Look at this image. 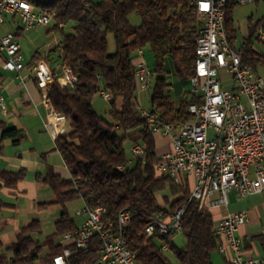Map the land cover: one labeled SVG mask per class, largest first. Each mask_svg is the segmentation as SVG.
<instances>
[{
    "label": "trees",
    "instance_id": "obj_1",
    "mask_svg": "<svg viewBox=\"0 0 264 264\" xmlns=\"http://www.w3.org/2000/svg\"><path fill=\"white\" fill-rule=\"evenodd\" d=\"M24 1L33 7L54 11L53 28L62 32L60 63L76 76L72 85H61L53 71L54 80L47 86V99L52 108L70 120L69 130L55 138L70 178H61L52 171L43 178L56 202L63 207L55 232L40 244L33 237V233L40 230L36 222L22 228L10 246L4 248L0 241V264L34 262L41 258L43 246L48 248L44 256L48 259L60 253L62 246L55 243V238L76 228L65 205L78 198L89 207H103V216L110 219L121 209L130 210L124 235L128 247L136 252L139 264H172L161 250L162 243L174 250L179 264H213L211 254L219 244L213 234L214 222L193 200L187 203L180 219L181 232L186 236L182 248H175L176 232H156L149 237L144 234L150 217L158 213L167 216L187 202L190 186L176 184L156 169L159 157L155 134L135 109L138 102L134 77L137 51L148 47L154 57L150 72L155 75V82L151 86L148 109L157 111L165 122L188 119L187 106L195 100L189 82L197 58L198 28L196 11L190 0ZM237 3V0L226 2L225 30L230 45L255 70L256 65H264V53L252 48L251 37L257 26L264 27V15L237 49L231 18ZM133 12L139 16L138 24L129 19ZM68 23L72 24L71 30L64 32L60 24ZM108 35L113 37L114 51L109 50ZM36 59L38 57L32 61ZM172 90L177 92L176 97ZM101 91L110 95L107 100L110 120L98 115L93 108V97ZM2 138H11L13 144H18L20 133L14 127L5 128ZM125 143L142 144L145 148L144 156L136 159L131 167L126 164ZM119 165L123 168L119 169ZM24 175L23 169L0 172L8 187H15ZM164 190L172 197L167 207L157 198ZM98 248V239H92L87 251L69 258L70 264L93 261Z\"/></svg>",
    "mask_w": 264,
    "mask_h": 264
},
{
    "label": "built area",
    "instance_id": "obj_2",
    "mask_svg": "<svg viewBox=\"0 0 264 264\" xmlns=\"http://www.w3.org/2000/svg\"><path fill=\"white\" fill-rule=\"evenodd\" d=\"M264 0H237L238 3ZM227 0H197L196 17L198 71L193 80L195 100L187 108L186 122H165L157 111L144 108L139 102L135 109L144 118L153 133L171 138L168 150L158 154L156 169L176 184L190 186L187 202L167 216L160 213L149 218L144 234L149 237L158 230L181 232V216L187 203L195 201L199 209L211 214L213 209L229 205V193L241 198L248 194L264 195V77L258 75L233 48L225 30ZM6 16L17 17L22 28L29 30L48 25L54 11L42 10L23 0H0V26ZM258 39L264 40V27L257 28ZM0 52L4 54L2 66L19 73L26 65L21 44L13 31L0 29ZM142 49L137 51L141 56ZM64 82L72 85L76 76L61 65ZM37 85L47 99V86L54 80L53 71L44 59L30 65ZM151 72L146 63L138 59L134 67L136 88L150 90ZM101 95L108 100L110 95ZM48 101V99H47ZM0 109H6V100L0 92ZM45 128L56 138L67 131L66 117L52 106L46 114ZM134 160L144 156V145L131 144ZM119 169L123 166L119 165ZM79 214L83 222L74 230L61 235L62 251L50 259L20 264H70L69 258L87 251L92 239L97 238L99 248L95 259L83 264H139L136 252L128 247L124 228L130 219V210L121 209L114 219L103 216L104 208L85 205ZM249 219L242 209L227 212L213 225L218 238L217 250L231 255L232 264H262L264 256L248 253L238 235L239 226ZM168 249L161 244V250Z\"/></svg>",
    "mask_w": 264,
    "mask_h": 264
},
{
    "label": "crops",
    "instance_id": "obj_3",
    "mask_svg": "<svg viewBox=\"0 0 264 264\" xmlns=\"http://www.w3.org/2000/svg\"><path fill=\"white\" fill-rule=\"evenodd\" d=\"M65 25L60 24L63 30ZM53 26L54 20L52 19L46 26L25 30L22 28L20 20L12 16H6L0 26L1 31L14 32L26 60L24 69L19 73L9 71L2 66L4 54L0 52V92L6 100V109H0V172H17L20 169L25 171L23 179L15 187H8L0 177V241L4 248L16 240L17 234L22 228L33 222L40 226V230L33 233V237L42 232L45 224L53 223L54 231L46 235L42 243L39 242L44 244L46 237L55 232V224L63 212V207L56 202L52 189L43 178L49 171H52L59 177L68 179L70 172L64 163L62 154L56 147L55 138L44 126L51 104L43 96L42 89L39 88L34 75L29 70L31 63L34 62L32 61L34 57L44 59L52 71L57 74L59 81L64 82L59 56L62 33L57 35L56 31L58 30ZM234 34L236 35V31ZM42 36L49 38L45 43L44 52L42 53L38 47H33L34 51L30 53L32 45H37ZM107 40L108 46L113 45L115 49L112 35H108ZM142 53L141 56L138 55V59L143 60ZM257 67L258 65L254 71L260 75L257 72ZM100 96L106 100L101 93ZM66 124L67 130H69L70 120L67 117ZM10 127L16 128L20 133L18 144H13L11 138H2L3 130ZM154 134L156 153L160 154L168 150L171 143L170 136ZM82 203L84 207V201ZM65 209L68 212L66 205ZM242 209L248 211L249 219L239 226L238 235L248 253L262 257L264 256V195L254 193L239 198L234 191H231L229 205L226 208L213 209L210 215L215 223L221 215ZM79 210L81 209H77L75 212L77 219L69 215L76 227L84 220V216L78 213ZM34 239L36 240L35 237ZM60 240L61 235L55 238V243L62 246ZM43 250L46 253L34 262L40 263L45 260L44 256L48 254V248L43 246ZM230 258V254L220 253L217 249L211 254L213 264H232Z\"/></svg>",
    "mask_w": 264,
    "mask_h": 264
},
{
    "label": "rangeland",
    "instance_id": "obj_4",
    "mask_svg": "<svg viewBox=\"0 0 264 264\" xmlns=\"http://www.w3.org/2000/svg\"><path fill=\"white\" fill-rule=\"evenodd\" d=\"M93 1H98V0H93ZM264 15V1H250V2H243V3H237L231 12V18H232V28L235 29L236 31V39H235V46L240 47L246 37L249 36L252 26L256 24V22ZM129 19L131 23L133 24H138L139 23V16L136 12H133L130 16ZM71 23H68L64 27V32L69 31L71 27ZM257 28L254 31L251 41H252V48L256 50L257 52L264 53V40L258 39L257 37ZM59 33H62L61 31H56V34L59 35ZM49 38H45V36H42L38 42L37 45L33 46L32 49L30 50V53L34 51L33 47H38V49L43 53L44 48H45V43ZM110 50H114V46L111 45ZM142 57L144 62L147 65L148 70H152L154 67V57L152 52L148 47L142 49ZM55 64V63H54ZM53 64V65H54ZM257 72L264 77V65L258 64L257 67ZM171 80V79H170ZM150 84L153 85L155 82V75H151L149 77ZM172 82H176L175 80H172ZM185 85V83H183ZM175 90H172L173 96L176 97V93L174 92ZM136 95L138 97V102L144 107V108H149L150 107V96H151V89L146 90V91H136ZM93 108L95 111L100 115L101 117L110 120L108 116V109H109V103L107 100H104L101 96L100 93H97L93 97ZM118 134H121V131H117ZM125 152H126V157H127V166H133L134 165V159L132 158V155L130 153L129 149V144L125 143ZM157 198L159 203L163 204L164 207L168 206V202L172 198L169 191H165L164 193H159L157 194ZM83 201L81 199H76L71 202H68L66 204L68 213L71 217H75V212L77 209H82L83 207ZM77 219V218H76ZM54 231V225L53 223H47L44 225L42 232L39 234H35L34 237L36 240L40 243L44 241V238L46 235L52 233ZM186 242V236L182 232H178L174 236V244L175 248L179 249L182 248L185 245ZM46 253L45 250L41 253L43 256ZM9 254V253H7ZM168 259L171 261L172 264H179L178 259L175 255V252L173 249H168L164 253ZM45 260H48V258H45Z\"/></svg>",
    "mask_w": 264,
    "mask_h": 264
},
{
    "label": "bare ground",
    "instance_id": "obj_5",
    "mask_svg": "<svg viewBox=\"0 0 264 264\" xmlns=\"http://www.w3.org/2000/svg\"><path fill=\"white\" fill-rule=\"evenodd\" d=\"M24 3H28L27 1H24ZM190 3L193 5V7L195 8V11H196V4H197V0H190ZM28 5H30V3H28ZM39 9H42V10H50L49 8L47 7H39ZM50 11H53V10H50ZM196 48H197V38H196ZM197 71H198V50H197V58L195 60V64H194V68H193V75L192 76H197ZM189 86H190V90L193 94V80H190L189 82ZM189 107V104L187 106V108ZM183 122H186L183 121ZM158 233L160 234H165V230H158Z\"/></svg>",
    "mask_w": 264,
    "mask_h": 264
}]
</instances>
